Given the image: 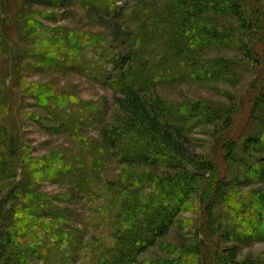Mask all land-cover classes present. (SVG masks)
<instances>
[{"label":"trees","instance_id":"obj_1","mask_svg":"<svg viewBox=\"0 0 264 264\" xmlns=\"http://www.w3.org/2000/svg\"><path fill=\"white\" fill-rule=\"evenodd\" d=\"M133 2L126 13V8L121 9L113 0H35V4L50 9L78 6L104 22L111 29L108 38L117 51L116 56L106 57L107 49L98 46L96 36L77 29L45 30L37 22L31 27L24 16L19 19L16 2L0 0L3 28L10 26L16 15L14 23L25 26L20 29L28 47L38 46L39 50L42 46L37 36L40 29L54 36V41L61 43L59 48L70 46L75 56L90 47L112 65L107 86L120 96L110 122L101 115L92 117L101 125V140L94 143V155L88 153L89 167L81 161L76 166L54 158L34 162L28 169L20 151L17 98L29 96L20 74L30 64L22 63L21 56L16 57L19 61L0 59V72L4 73L0 78V192L3 200H10L0 205V264H42L46 256L54 264L72 263L70 255L60 253L59 240L63 238L77 252L78 244L85 240L77 228H65L67 221L62 225L63 212L54 206L61 195L52 199L40 194L38 185L27 179L29 172L18 179L20 169L42 168L53 183L66 181L71 186V198H79V194L92 193L91 184L95 188L102 184L101 173L110 161L134 172L124 173L122 182L117 185L114 181L107 188L119 213L110 219L117 233L114 249L107 252L111 260L104 257L105 264H264V254L240 259L241 247L264 243V191H248L252 183L264 182V57L263 62L256 59L260 55L253 47L254 39L264 32V0H167L163 5L151 0ZM39 16L55 18L45 11ZM6 48L9 45L3 33L0 50ZM21 50L18 47L16 54L22 55ZM228 50L246 59L206 56ZM36 51L30 56L44 65L45 71L54 68L60 73L63 67L73 70L68 55L61 62L51 51L45 56ZM250 64L263 66L262 75H257ZM10 76L12 85L7 86ZM252 77L251 85L247 84ZM190 84L229 85L236 92L250 87L253 93L259 88L248 112L252 131L223 144V132L237 127L243 97L219 90L227 103L182 98L181 85ZM58 93L38 86L33 88L32 98L44 107L57 97L52 101L58 108L67 102L65 94ZM195 134H207L221 147L218 150L217 146V151L225 152L223 165L214 162L217 156L195 153ZM137 169L145 171L144 175L136 174ZM185 213H198L199 226L193 219L184 222V228H194L190 237L180 244L167 243L165 238ZM152 249L161 252L157 260L140 262Z\"/></svg>","mask_w":264,"mask_h":264},{"label":"rangeland","instance_id":"obj_2","mask_svg":"<svg viewBox=\"0 0 264 264\" xmlns=\"http://www.w3.org/2000/svg\"><path fill=\"white\" fill-rule=\"evenodd\" d=\"M113 1L121 9L126 8V13L128 7H133L135 5L133 0ZM151 1H156L158 5H163V3L167 2V0ZM10 2L17 3L19 19H22V16H24L23 20H25L31 27H34L33 23L37 22L42 25V28H45V30L54 28L61 30H81L83 33H88L89 35L98 38V46L107 49L105 53L106 57L108 54L112 56L117 55L115 44H112V39L108 38L111 35V29H109L104 22L99 21V19H96L93 15H89L78 6L74 7L73 5H69L65 8L50 9L35 4V0H10ZM94 3L92 2L93 6ZM97 5L100 6L99 2L96 3V6ZM41 11H45L54 16V20H46L39 16ZM254 11H258V6ZM16 20L17 16L13 15V19L9 21V23H11L10 26H4L3 28L0 24V38L3 39L4 33V42L9 45V48L0 50V56L3 55V58L0 59L14 58L15 60H18L16 57L21 56L22 63L30 64L29 69L22 70L20 74V80L24 81L28 86V90H30L29 96H27L28 94L21 96L17 95L20 109V112H18L17 127L20 136V143L22 145L20 151L24 160H27L28 162V166L25 167L30 169L29 167L32 166L34 162H50V160L54 158L69 160L76 166L79 165L81 161V164L84 162L85 166L89 167L90 156L88 153L94 155L96 150L94 143L96 142L100 144L101 140L100 132L98 131V127L101 125L95 124L94 121H92V117L98 116V118H100L101 115L103 117L101 119L105 122H110L114 110L118 109L116 98L120 96H116L113 93V91L107 86L108 84L106 81L108 80L107 74L112 71V65L106 63V60L102 59L99 54L96 55L90 47H86V50L80 51L76 56L73 55V51L70 50L71 47L68 45L60 46L61 48H59L61 43L55 42V39L53 38L54 36H48L49 33L44 32L42 29L37 31V36L39 37L38 40L43 43V47L40 46L39 49L42 52L38 50V46L28 47L23 42L22 36L24 35H22L20 29L21 27L24 29L25 26L17 25L14 23ZM26 30H29L28 25H26ZM261 35L254 39L253 47L258 55H260V57H256V59L264 57V32ZM248 43H251V41L248 40ZM18 47L22 49V55H17ZM32 50H37L36 52H40V55L41 53L43 55L48 54L51 51V53L59 59L68 55L72 61L71 65H73V70L63 67V71L58 73L59 69L58 72H55L57 70L51 67L53 70L49 68L47 72L44 70V65H40L32 56H30ZM206 56L210 59L219 56L226 59H237L238 61L241 59L244 60L245 58L241 53L232 50L221 51L214 55L211 54L210 56L212 57L209 55ZM63 61L64 59L61 60V62ZM261 61L263 62V59H261ZM50 64L58 67L56 63L50 62ZM259 64L250 65L256 73L258 72L257 75H262L263 66L261 67ZM83 72H85V74ZM3 74L4 73L0 72V78ZM253 77L247 82V84L251 85L254 78L258 76ZM6 79L7 86L12 85V77L10 76ZM38 86L41 88L42 86H47L50 87L51 91H59L60 93H58L57 96L61 95V93L65 94V99L67 101L66 105L62 103L64 106L61 105L62 107L60 106L57 108V103L52 101L54 98H57L54 97L49 100L47 106L43 107V103L39 104L38 101L32 98V90ZM211 86L212 85L208 84L181 85L180 95H184L182 98L186 97L194 101L205 99L214 102L227 103V101L224 100V97L221 96L219 90L232 93V96H237L238 93L243 97V109H241V114L237 118V127L229 132H223V144L226 142L237 141L239 136L249 132V130L252 131V129H250L251 122L248 121V112L249 107L252 104L250 100L253 101L257 93L260 92L259 88L253 93V91H251L252 89L250 90V87L249 90L248 87L243 89L239 88L240 90H237L236 92L231 89L229 85L220 84L217 86ZM251 88H253V86H251ZM174 98L177 100L179 99V96L174 95ZM56 118H58V121H56ZM198 133L201 132L199 131ZM193 139L192 149L197 155L208 157L217 156V159L214 162L219 167L223 165L225 152L221 149L218 153V145L213 142V139H211L209 135L195 134L193 135ZM220 148L221 147L218 146V150ZM216 151L218 154H215ZM43 170L42 168H37V170H27L24 172L23 169H20L18 179L20 180L26 172H29L26 174L28 176L30 175L27 179L31 181L32 185H38V191L40 194L46 195L49 198L51 197L52 199H58L61 195L59 201L54 203V206L63 212L60 215V218L64 219L62 225L67 221L66 229L72 226L79 230L78 232L80 235L81 233L84 234L85 240L79 243L81 245L78 244L80 247L78 252L73 247L67 245V241L63 238L59 240V242H61L58 246L60 253L66 252L68 257L69 255L72 257L71 261L73 262L67 264H105V260H111V253L107 252L115 247L114 236L117 231L115 228L116 226L113 225L114 222L110 221V219L113 216H116L119 212L118 207L115 206L116 200L107 188L108 185L114 181L115 183L117 182L118 185V183L122 182L123 178L121 177L124 176V173H128V171L134 172V170L132 171L125 166H121L117 161H110L105 170L101 173L102 184L100 183L97 188H95L94 183L91 184L90 188L92 193L88 195L79 194V198L73 196V198L70 197L71 186L68 185L66 181L61 184L53 183L52 180L45 175V171ZM144 172L141 169L135 170V173L138 175H144ZM101 189H104V191ZM256 189L264 191V182L259 184L252 183L248 191L250 192ZM146 192L148 193V191ZM4 197L3 191H1L0 205L10 203V200H3ZM61 197H67V200L63 201L61 200ZM50 206L52 205L50 204ZM64 211H68L69 214H64ZM199 217L198 213L183 214V216L180 217L178 226H175L170 231L165 238V241L167 243L180 244L182 239H188L194 228H184V222L193 219L195 220V226L198 227ZM213 241H217V239L214 238ZM72 242L73 241H70L69 244ZM160 253L161 252L156 249L149 250L143 255L140 262H145L146 259H150L151 261L157 260ZM103 254L104 256H102ZM262 254H264V243H252L249 246L241 247L240 259L246 257L254 259ZM47 257L49 256H46V258ZM104 257L105 260L103 261ZM31 258L33 259V257ZM46 258L45 260L43 259L46 261L45 263L54 264L53 261ZM44 261H41V263L45 264Z\"/></svg>","mask_w":264,"mask_h":264}]
</instances>
